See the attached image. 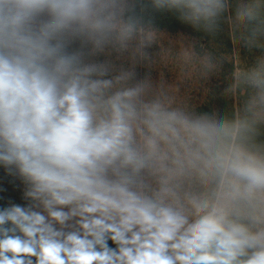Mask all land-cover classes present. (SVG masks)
Masks as SVG:
<instances>
[{"label": "clouds", "instance_id": "obj_1", "mask_svg": "<svg viewBox=\"0 0 264 264\" xmlns=\"http://www.w3.org/2000/svg\"><path fill=\"white\" fill-rule=\"evenodd\" d=\"M0 264H264V0H0Z\"/></svg>", "mask_w": 264, "mask_h": 264}]
</instances>
